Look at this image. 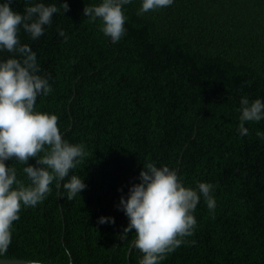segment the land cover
<instances>
[{
  "label": "trees",
  "instance_id": "trees-1",
  "mask_svg": "<svg viewBox=\"0 0 264 264\" xmlns=\"http://www.w3.org/2000/svg\"><path fill=\"white\" fill-rule=\"evenodd\" d=\"M101 2L11 5L20 14L35 3L60 9L40 38L22 27L19 38L52 88L37 98L36 110L57 115L63 139L85 146L83 162L64 182L79 175L86 188L68 200L53 182L42 203L22 207L0 258L139 264L135 233L120 239L129 221L119 204L151 161L175 169L186 187L211 183L216 202L213 214L201 196L194 234L161 264H264V139L257 135L264 119L245 122L247 135L238 130L241 98L264 101V0H174L143 15L142 0H132L115 43L99 19L83 14ZM11 56L0 51V60ZM5 163L29 183L23 165ZM101 217L115 223L100 224Z\"/></svg>",
  "mask_w": 264,
  "mask_h": 264
},
{
  "label": "clouds",
  "instance_id": "clouds-1",
  "mask_svg": "<svg viewBox=\"0 0 264 264\" xmlns=\"http://www.w3.org/2000/svg\"><path fill=\"white\" fill-rule=\"evenodd\" d=\"M174 0H142L138 15L156 11L173 4ZM13 0L0 3V51L12 56L0 60V257L7 254L12 243L13 223L19 220L23 208L34 207L51 193V185L63 187L67 199L72 200L86 188L79 175H71L87 155L83 144H71L63 139L55 114L36 110L39 96L52 91L48 78L40 71L35 52L19 38L21 27L32 40L44 34L53 14L60 11L55 4L35 3L26 6L20 14L12 8ZM132 0H102L98 5L85 6L83 14L91 22L100 20V31L113 43L125 34L126 16L123 6ZM63 13L69 10L62 4ZM59 35L68 37L63 30ZM240 134L247 135L245 122L264 119V101L247 97L240 100ZM264 139V133H257ZM36 160V166L29 159ZM15 160L23 165L26 185L17 177V169L6 161ZM140 183L133 184L127 199H120L119 208L128 218V225L120 234L131 241L133 248L142 253L139 264H161L166 256L184 243V237L194 234L197 220L193 215L201 196L214 214L215 199L211 183L198 182L197 188L186 187L177 171L167 166L157 167L149 161L139 174ZM115 223L114 218L101 217L98 223ZM28 264H42L33 259Z\"/></svg>",
  "mask_w": 264,
  "mask_h": 264
},
{
  "label": "water",
  "instance_id": "water-1",
  "mask_svg": "<svg viewBox=\"0 0 264 264\" xmlns=\"http://www.w3.org/2000/svg\"><path fill=\"white\" fill-rule=\"evenodd\" d=\"M29 261L30 260L18 259V258H0V264H28ZM42 264H49V263L42 262Z\"/></svg>",
  "mask_w": 264,
  "mask_h": 264
}]
</instances>
